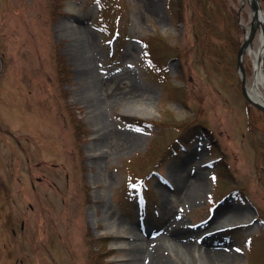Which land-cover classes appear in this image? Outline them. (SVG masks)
Listing matches in <instances>:
<instances>
[{"label": "rangeland", "instance_id": "374dc122", "mask_svg": "<svg viewBox=\"0 0 264 264\" xmlns=\"http://www.w3.org/2000/svg\"><path fill=\"white\" fill-rule=\"evenodd\" d=\"M180 1L0 0V264H143L151 239V264H187L170 230L210 264H264L251 5L226 0L202 57ZM109 220L140 236L116 247Z\"/></svg>", "mask_w": 264, "mask_h": 264}, {"label": "bare ground", "instance_id": "6f19581e", "mask_svg": "<svg viewBox=\"0 0 264 264\" xmlns=\"http://www.w3.org/2000/svg\"><path fill=\"white\" fill-rule=\"evenodd\" d=\"M258 19L261 20L263 22V15L261 17L258 16ZM248 30V27H246V31ZM256 55H257V52L254 51L253 52V59L256 58ZM254 62H255V59H254ZM255 65V72H254V77H253V83L252 85H246L247 87V90H248V93L249 95L251 94V96H254V95H258L261 97L262 101L264 102V72L259 69V67L254 63ZM90 84H94L93 80H91L89 82ZM254 94V95H252ZM141 114L143 112H140ZM94 151L91 153L92 155H94ZM191 193H189L190 195ZM230 210V216H232V218H236L238 216V212L239 210L238 209H228ZM93 216V214H92ZM229 218V217H228ZM106 227L108 229H113L115 235H116V241H115V245L116 247L117 246H121L123 245L125 242L124 240L122 239V237H125V236H133V237H139V233L136 231L135 227H132L131 230H124L120 223L118 221H114V220H109V221H106ZM217 227V226H216ZM171 234V235H169ZM163 236L168 240V242H170L171 244H173V246L179 250L181 253L182 256H184L185 260H186V263L187 264H202L200 263L199 261H204L203 263L205 264H210V261L215 259L216 257L214 256H221L220 254L219 255H216V253H214L213 251L207 249V248H199L196 253L193 251V244L191 243V241L186 238L187 235L186 233L184 232V230H181V231H176V230H170V231H166L165 234H163ZM160 239V238H158ZM150 241H146L145 244H144V261L145 263L143 264H151V261H153L155 258V254H154V249L155 247L157 246L155 244V239H151V243H149ZM142 243V242H141ZM150 244V246H149ZM196 255L198 258H199V261H197L196 263L193 262V255ZM197 258V259H198ZM129 264V263H128ZM131 264V263H130Z\"/></svg>", "mask_w": 264, "mask_h": 264}, {"label": "trees", "instance_id": "16d2710c", "mask_svg": "<svg viewBox=\"0 0 264 264\" xmlns=\"http://www.w3.org/2000/svg\"><path fill=\"white\" fill-rule=\"evenodd\" d=\"M179 2L181 3L180 0H178V4ZM225 5L226 0H193L190 18L193 23L192 28L196 36V45L199 44L197 46V50L202 57L203 53L211 49V47L215 49L218 47V44L215 43V41H211V39L219 34L217 27L220 21H222L221 16H223L220 11L225 8ZM232 17L234 18L232 26H234L237 35L239 29H237L238 25L235 21V13L232 14ZM237 40V37L232 41L228 40L232 49H237ZM216 66L217 64L215 67ZM258 111L262 112L261 110ZM204 130H206L205 132L209 136V130ZM210 142L215 144L213 137H210Z\"/></svg>", "mask_w": 264, "mask_h": 264}, {"label": "water", "instance_id": "95a60500", "mask_svg": "<svg viewBox=\"0 0 264 264\" xmlns=\"http://www.w3.org/2000/svg\"><path fill=\"white\" fill-rule=\"evenodd\" d=\"M249 4L251 5V19L249 22L248 30L246 32V35L244 36V39L242 43L238 47L237 51V65L240 69V81H241V91L246 98V100L254 105L255 107L259 108L264 112V102L262 101L261 97L258 95L251 96L249 95L248 90H247V84L245 80V73H244V68L242 66V54L245 48L247 47L248 43L250 42L251 38L253 37L255 31L261 30L262 37H261V46L260 49L257 52L256 58H255V64L259 67V69L262 70L261 68V60H262V52H263V47H264V29H263V24L262 21L258 19V16L261 17L263 15L259 1L258 0H247ZM263 71V70H262ZM264 82V80H263ZM264 84V83H263Z\"/></svg>", "mask_w": 264, "mask_h": 264}, {"label": "flooded vegetation", "instance_id": "af4514ba", "mask_svg": "<svg viewBox=\"0 0 264 264\" xmlns=\"http://www.w3.org/2000/svg\"><path fill=\"white\" fill-rule=\"evenodd\" d=\"M23 222H24V221L22 220V221H21V229H22V227H23Z\"/></svg>", "mask_w": 264, "mask_h": 264}]
</instances>
